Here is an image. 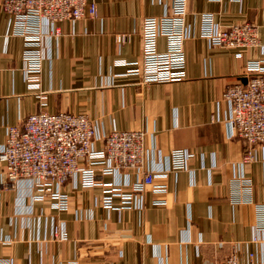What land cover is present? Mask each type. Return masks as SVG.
Returning <instances> with one entry per match:
<instances>
[{
    "label": "crops",
    "instance_id": "obj_1",
    "mask_svg": "<svg viewBox=\"0 0 264 264\" xmlns=\"http://www.w3.org/2000/svg\"><path fill=\"white\" fill-rule=\"evenodd\" d=\"M169 2L95 0V18L60 22L59 34L43 38L37 87L25 79L23 40L0 6V147L6 128L30 114H83L95 127V150L113 130L144 131L141 172L167 176L153 185L164 186V203L155 204L147 188L129 204L122 186L133 176L97 175L121 189L106 209L94 206L100 188L70 181L60 188L68 197L60 211L34 200L28 181L9 182L0 162V264H214L233 251L264 260V245L253 242L264 239L256 231L264 226L263 153L259 148L256 162L242 164L243 145L228 136L222 99L228 85L246 82L251 62L264 63V0H187L185 78L144 84L126 71L141 58L143 20L162 17ZM207 13L223 27L253 23L260 46L240 58L237 50L210 46L199 36ZM118 34L131 39L119 45ZM166 44L158 37L157 52ZM176 152L194 155L185 169H171Z\"/></svg>",
    "mask_w": 264,
    "mask_h": 264
},
{
    "label": "built area",
    "instance_id": "obj_2",
    "mask_svg": "<svg viewBox=\"0 0 264 264\" xmlns=\"http://www.w3.org/2000/svg\"><path fill=\"white\" fill-rule=\"evenodd\" d=\"M0 6L23 40L25 79L30 80L33 87H37L43 38L59 34L57 25L60 22L74 23L84 17L97 16L95 0H1ZM186 16L187 0H170L162 17L145 18L141 31V58L126 74L138 76L144 84L183 80V43L191 37ZM161 36L167 39V44L165 52L159 53L156 42ZM199 36L210 46L237 50V58L241 57V51L260 46L258 28L253 23L223 27L213 23L208 13L200 16ZM114 39L123 45L130 41L131 35L118 34ZM118 65L127 63L119 62ZM245 71L244 84L228 85L223 92L228 115L225 123L229 138H236L243 145L242 164L256 162L260 148L264 167V63L251 62ZM145 136L142 130H113L103 138L102 148L95 150V127L86 115L40 112L27 116L20 126L6 128L0 162L4 164L9 182L28 181L33 199L48 200L55 210L67 209L68 197L60 188L70 181L84 188H100L101 198L94 206L111 208V198L121 194V189L113 180L98 181L96 176H114L121 172L134 177L132 184L122 186L129 191L124 194L129 204L147 188H151L155 204L164 203V186L153 185L155 181L165 179L166 173L141 172ZM193 156L192 153L176 152L171 169H185ZM258 207L264 210V206ZM256 231L264 232V226L257 225ZM54 236L65 238L63 232L54 231ZM253 242L264 245L263 238H253ZM214 264H264V260L256 261L253 254L239 259L233 251L224 261Z\"/></svg>",
    "mask_w": 264,
    "mask_h": 264
}]
</instances>
